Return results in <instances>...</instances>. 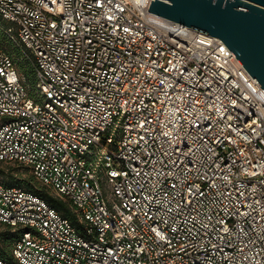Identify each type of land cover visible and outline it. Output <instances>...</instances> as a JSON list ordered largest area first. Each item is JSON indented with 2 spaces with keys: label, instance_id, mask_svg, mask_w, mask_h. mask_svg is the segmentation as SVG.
I'll list each match as a JSON object with an SVG mask.
<instances>
[{
  "label": "built area",
  "instance_id": "built-area-1",
  "mask_svg": "<svg viewBox=\"0 0 264 264\" xmlns=\"http://www.w3.org/2000/svg\"><path fill=\"white\" fill-rule=\"evenodd\" d=\"M151 1L0 0V160L75 215L0 180V264H264V89Z\"/></svg>",
  "mask_w": 264,
  "mask_h": 264
},
{
  "label": "water",
  "instance_id": "water-1",
  "mask_svg": "<svg viewBox=\"0 0 264 264\" xmlns=\"http://www.w3.org/2000/svg\"><path fill=\"white\" fill-rule=\"evenodd\" d=\"M149 10L222 38L264 89V0H152Z\"/></svg>",
  "mask_w": 264,
  "mask_h": 264
},
{
  "label": "trees",
  "instance_id": "trees-1",
  "mask_svg": "<svg viewBox=\"0 0 264 264\" xmlns=\"http://www.w3.org/2000/svg\"><path fill=\"white\" fill-rule=\"evenodd\" d=\"M0 19H1V15H0ZM4 49H6V48H4ZM6 50L9 52H12V49L11 50L6 49ZM14 51L18 55H22L21 54L22 53L21 47L19 45H18V47H16L14 49ZM22 57L26 59L25 62H21V66L23 68V74L26 75L28 83L35 85L37 80H36V75H35L34 64L29 57H26L23 55H22ZM2 162H4V161L0 160V175H4L6 173L4 168L1 166ZM33 178H35L34 175L32 177H29V178L28 177L14 178V176H12L11 180H6L4 182L7 185H14V184L20 185V186L26 187L27 189L32 190V191L40 194L47 201H49L54 207L58 208L65 215H67V216L71 217L73 220H75V215H74L73 211L71 210L69 203L67 201L61 199L60 197L56 196L55 194L51 193L50 188L47 187L45 184H39L38 182H35V179L33 180ZM17 234H18V230L16 231V230L10 229V230H5V231H0V241L5 240V242L7 243L6 245L12 247L13 241H14L15 237L17 236ZM0 254L5 255V248L2 245H0Z\"/></svg>",
  "mask_w": 264,
  "mask_h": 264
},
{
  "label": "rangeland",
  "instance_id": "rangeland-1",
  "mask_svg": "<svg viewBox=\"0 0 264 264\" xmlns=\"http://www.w3.org/2000/svg\"><path fill=\"white\" fill-rule=\"evenodd\" d=\"M1 23L7 24L8 22L4 19H0ZM0 46L4 47L8 50L12 49V54L14 55V57L16 58V62L18 67L20 68V71L23 73V68L21 66V62H25L26 59L22 57V55H18L14 49L16 47H18L17 43L11 39H9L5 32L2 31V29L0 28ZM22 51V50H21ZM22 54V53H21ZM33 90L35 91L36 87L35 85H32ZM1 119V118H0ZM1 166L4 168L5 170V174L4 175H0V180L2 181H6V180H11L12 176H14V178H19V177H32L33 173L31 171V169L23 164H18V163H14V162H2ZM35 179V182H38L39 184H43L41 181L37 180V178H33V180ZM105 187V193L108 197H111V188L110 186L105 183L104 184ZM52 192V191H51ZM54 193V192H52ZM11 226L10 225H6L2 222H0V231H5V230H10ZM7 243L4 241H0V245H2L5 248V255L4 257L6 258H10L12 259L11 256V246H7Z\"/></svg>",
  "mask_w": 264,
  "mask_h": 264
}]
</instances>
